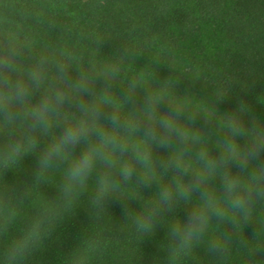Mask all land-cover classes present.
I'll list each match as a JSON object with an SVG mask.
<instances>
[{
    "label": "clouds",
    "instance_id": "obj_1",
    "mask_svg": "<svg viewBox=\"0 0 264 264\" xmlns=\"http://www.w3.org/2000/svg\"><path fill=\"white\" fill-rule=\"evenodd\" d=\"M89 63L85 70L67 49L37 53L27 36L0 30V178L26 156L36 158L30 181L0 185V239L9 236L31 190L59 176L54 198L35 206L0 251V264H25L86 194L97 219L118 203L125 222L118 230L132 229L142 243L163 226L164 264H184L201 248L222 264L230 244L245 243L246 229L258 237L264 120L248 115L244 103L221 114L222 92L211 106L194 104L175 94L170 77L153 87L140 72L117 89L119 63ZM153 185L157 190L145 198L142 191ZM103 247L99 238L84 239L70 264H89Z\"/></svg>",
    "mask_w": 264,
    "mask_h": 264
},
{
    "label": "trees",
    "instance_id": "obj_2",
    "mask_svg": "<svg viewBox=\"0 0 264 264\" xmlns=\"http://www.w3.org/2000/svg\"><path fill=\"white\" fill-rule=\"evenodd\" d=\"M0 30L27 36L37 53L67 49L85 70L92 60L97 66L119 63L117 89L140 72L153 87L170 77L176 82L175 94H187L194 104L211 106L222 92L226 101L219 105L221 114L244 103L248 115L264 120V0H0ZM35 164L34 155L26 156L19 169L0 178V185L30 181ZM58 181L53 175L31 190L9 236L0 239V251L26 226L39 202L54 198ZM156 190L153 185L142 195L149 198ZM131 206L138 208L139 202ZM109 211L101 219L91 216L86 194L25 264H70L72 252L87 238L104 242L102 253L89 264H164L163 226L142 243L132 229L118 230L125 223L118 203ZM175 214L182 216L183 208ZM257 216L264 220V206L258 207ZM244 241L230 244L222 264H264V227L256 238L246 229ZM184 264L220 262L201 248Z\"/></svg>",
    "mask_w": 264,
    "mask_h": 264
}]
</instances>
